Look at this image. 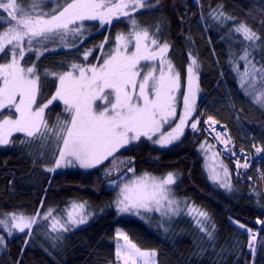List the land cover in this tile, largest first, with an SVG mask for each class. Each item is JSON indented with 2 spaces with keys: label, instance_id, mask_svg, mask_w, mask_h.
<instances>
[{
  "label": "trees",
  "instance_id": "obj_1",
  "mask_svg": "<svg viewBox=\"0 0 264 264\" xmlns=\"http://www.w3.org/2000/svg\"><path fill=\"white\" fill-rule=\"evenodd\" d=\"M21 2L27 7L30 0H18ZM147 2L152 6L131 11L128 17L112 20L111 24L101 26L98 21H85L81 33L61 44L33 43V50L26 47L20 63L24 67L35 65L38 69L42 93L38 102L46 103L55 94L58 82L53 76H45V69L62 72L70 70L72 63L85 66L101 63L105 53L117 44L115 37L133 31L131 20L135 19L140 28H147L150 33L160 27L157 35L161 42L167 41L171 45L167 58L180 73L182 93L187 88L189 52L198 58L200 97L197 111L178 142L159 147L150 140L141 139L115 154L116 166L110 173L107 169L113 168L112 157L90 170L48 172L47 168L58 156L55 138L50 136L47 141H37L22 134L12 136L15 144L0 147V213L33 215L48 209L60 212L71 201H87L94 214L86 224L63 233L55 247H52L54 242L50 235L56 233L51 232L49 220L33 226L31 237L20 232L9 236L0 227V235L6 242L0 245V264H119L114 243L118 227L141 249H156L159 264H253L248 248L250 236L236 221L258 233L254 264H264V246L260 244L264 225L256 223L264 220V179L261 178L264 157L254 160L248 169L247 177L251 181L243 180L236 174L232 160L218 149L205 131L204 123L196 130L190 127L196 119L206 121L211 116L227 128L237 149L251 151L254 144L264 147V109L253 103L239 86V72L246 67L239 57L248 42L240 43L241 36L230 31L239 22L246 21L264 38V28L258 22L264 18V0ZM64 3L65 0H42L40 9L51 12L56 8L59 11L58 5L62 7ZM218 4H223L224 10L237 19L226 23L212 19L209 13ZM0 17H4L0 20V31H3L8 27V18L2 9ZM101 44L103 48L99 47ZM35 49L43 53L39 58ZM89 49L91 54L85 60L84 53ZM253 57L257 66L264 63V47L257 48ZM10 59L8 49L0 53V63ZM64 108L60 102L49 105L45 119L50 125L56 124L58 117L69 118ZM21 140L32 143L21 144ZM204 140L210 141L226 158L232 191L208 180L199 150ZM129 159L131 165L127 163ZM130 166L135 168L136 175L178 173L179 179L172 187L174 195L209 213L211 219L207 226L211 229L215 225L213 239L209 240L200 231L195 223V213L184 211L171 220H164L156 212L141 213L143 219L135 214L120 216L114 207L115 189L107 184L128 172Z\"/></svg>",
  "mask_w": 264,
  "mask_h": 264
},
{
  "label": "snow or ice",
  "instance_id": "obj_2",
  "mask_svg": "<svg viewBox=\"0 0 264 264\" xmlns=\"http://www.w3.org/2000/svg\"><path fill=\"white\" fill-rule=\"evenodd\" d=\"M41 2L42 0H30L29 5L25 7L22 2L18 3V0H0V9L8 18V27L0 31V53L8 49L11 55L8 62L0 63V146L15 144L16 141L12 139L13 133H24L26 137L37 141H47L51 136L55 138L58 157L54 166L47 168L48 172L76 165L85 169L94 168L112 157L113 168L107 169L110 173L116 166L115 154L120 149L139 141L142 136L154 144L165 146L183 135L184 127L196 110L195 98L200 91L198 58L189 52L190 63L186 69L187 91L182 94L183 112L178 117L179 122L175 127L164 132L163 126L177 119V94L181 89L180 73L171 60L165 58L171 45L167 41H160L157 35L160 27L157 26L155 32L150 33L147 28H140L135 19L131 20L133 31L127 36L118 34L115 37L116 47L105 53L102 63L86 66L72 63L70 70L62 72L45 69L44 75L55 77L58 86L55 94L46 103H38L37 98L42 95L41 74L35 65L24 67L20 63L25 56V40L29 51H32L31 45L34 40L43 43L57 36L64 39L69 33L73 36L81 33L85 20H98L103 26L111 24L113 18L128 17L129 10L134 12L152 6L147 0H70V2L65 0L62 7L58 5L59 11L53 8L51 12H44L40 9ZM156 3L159 4L160 0H156ZM209 15L220 23L237 19L224 10L223 4H218ZM2 19L4 17H0V20ZM77 21L80 23L77 24ZM258 22L264 28V18ZM230 31L240 34L242 43L248 42L239 57V60L245 62L244 71L239 72L237 66L239 86L251 97L253 103L264 109V63L257 66L253 57V52L257 48L264 47V38L246 21L239 22ZM257 41H260V44H257ZM99 47L103 48V44ZM35 51L37 58L43 54L40 49ZM91 51V49L85 51V60ZM141 60L158 61L160 66L159 68L153 66L141 75L143 72ZM53 101L63 102L64 111L69 113V118L58 117L56 124L50 125L45 119V110ZM5 112L7 115H4ZM198 123L199 120L196 119L190 127L196 130ZM205 123L212 127L219 121L209 116ZM157 133H160L159 137L153 140ZM216 139L225 146L230 143V138H223L220 132L216 133ZM20 143L30 144L32 141L21 140ZM211 147L207 145V149L210 150ZM253 147L256 153H264V147H257L255 144ZM201 148H205V145L202 144ZM217 155L213 152L211 158L215 159ZM120 163L123 164L125 161ZM127 163L131 165L132 160L129 159ZM219 167L223 171L224 179H220L221 173L215 168L210 170V179L232 191L227 167L223 163ZM237 167L248 168L249 164L245 161L240 165L237 161ZM127 171L135 173V168L130 166ZM261 178L264 179V172L261 173ZM177 179L178 175L172 172L164 177L152 176L149 173L134 175L120 186L115 206L120 213L131 212L141 216L140 210L143 209L146 212H159L162 217L170 219L171 215L179 214L180 202L172 198L171 188ZM87 207V201L72 202L62 218L53 216V209H48L43 217L39 211L31 216L22 212L0 213V217H4L0 218V227L6 229L9 236L16 230L31 237L30 229L36 224L38 217L43 220L51 218V232L56 235H50V239L54 242L52 247H55V242L62 239L63 233L87 223L94 214L87 211ZM188 212L195 213V223L200 231L212 240L215 225L213 224L211 229L207 226L211 219L209 213L195 206L189 208ZM235 223L239 224L238 221ZM256 223L264 225V220H257ZM239 227L245 229L250 236L248 248L254 264L258 233L243 224H239ZM116 236L124 241L123 244L117 243L115 252L117 262L159 264L156 249H141L119 229ZM5 243L4 236L0 235V245ZM260 244L264 246V237L260 238Z\"/></svg>",
  "mask_w": 264,
  "mask_h": 264
},
{
  "label": "rangeland",
  "instance_id": "obj_3",
  "mask_svg": "<svg viewBox=\"0 0 264 264\" xmlns=\"http://www.w3.org/2000/svg\"><path fill=\"white\" fill-rule=\"evenodd\" d=\"M38 10H40V9H38ZM130 12H131V10H129ZM120 17H122V16H120ZM120 17H118V18H120ZM115 19H117V18H113V20H115ZM85 21H88V20H85ZM85 21H83V22H85ZM91 21H98V20H91ZM98 22H100V21H98ZM80 22L79 21H77V24H79ZM70 27H76V25H70ZM235 27V26H234ZM233 27V28H234ZM233 33H234V31H233ZM236 34H238V33H236ZM240 35V34H239ZM125 36H127V35H125ZM241 36V35H240ZM71 37H73V34H71V33H69L64 39H61L59 36H57V37H54V38H50L49 40H47V41H44L43 43L44 44H46V43H50V42H53V43H63L66 39H69V38H71ZM242 42V36H241V38H240V43ZM33 43H38V44H43V43H39L37 40H34L33 41ZM32 43V44H33ZM11 47V46H10ZM26 47H29L28 46V44H27V41L25 40V43H24V50L26 49ZM39 47V46H38ZM115 47H116V45H115ZM114 47V48H115ZM42 47L40 46V49H41ZM113 48V49H114ZM132 49L130 48L129 49V51H131ZM165 58L166 59H168L167 58V53L165 54ZM103 62V61H102ZM101 62V63H102ZM140 66L143 68V72L141 73V75H143V73L144 72H147V71H149L153 66H156L157 68H159V63H158V61H152V60H149V61H144V60H141L140 61ZM199 74V73H198ZM58 82V81H57ZM199 87H200V75H199ZM257 87L259 88L260 87V85H259V81H257ZM187 91V88H186V90H185V92ZM183 92V87H182V85H181V89H180V93H178L177 94V119H175V120H171L169 123H167V124H165L164 126H163V129H162V131H164V132H168V131H171V129L173 128V127H175V125H176V123H178L179 122V120H178V117L182 114V112H183V104H182V93ZM184 92V93H185ZM199 97H200V91L197 93V95H196V98H195V108H196V110H195V112L197 111V108H198V101H199ZM37 102H38V98H37ZM53 102H60V103H62L63 104V102L62 101H53ZM39 103V102H38ZM99 103V102H98ZM64 105V104H63ZM65 106V105H64ZM45 112H46V110H45ZM195 112L192 114V117H193V115L195 114ZM4 115H7V112H5L4 113ZM191 117V118H192ZM191 118L189 119V121L191 120ZM199 120V123L197 124V126L200 124V123H204V126H205V128L207 127V123H205V121L204 120H202L201 118L200 119H198ZM189 121L187 122V124H186V126L184 127V130H183V133H184V131L186 130V127H187V125H188V123H189ZM214 125H212V127H213ZM205 131L208 133V135L212 138V140H213V142H214V144H216L215 143V140H214V138H213V135L212 134H210L208 131H209V129L208 130H206L205 129ZM17 134H22V135H25L24 133H13V136L14 135H17ZM159 135H160V133H157L156 134V136H154L153 137V140L154 139H157L158 137H159ZM182 136V135H181ZM181 136H180V138H181ZM179 138V139H180ZM141 139H147L146 137H141ZM140 139V140H141ZM178 139V140H179ZM147 140H149V139H147ZM178 140H174L172 143H170V144H168V145H165V146H161V145H159V144H156V145H158L159 147H169V146H171V145H173V144H175L176 142H178ZM151 141V140H150ZM137 142V141H136ZM136 142H134V143H136ZM202 144H204L205 145V148H201V145ZM202 144L200 145V147H199V150H200V153H201V155H202V157H203V167H204V170H205V173H206V176H207V178H208V180L210 181V182H212V183H214V184H216L217 186H219V187H221L220 186V183L219 182H213V180L212 179H210V176H211V169L212 168H215L216 169V171L217 172H220L221 173V176H220V179L222 180V179H224V177H223V171H222V169L219 167V165L221 164V163H223V165H225L226 167H227V169H228V172H229V177H228V179L231 181V184H232V180H231V171H230V168H229V165H228V163H227V160H226V158L218 151V149H220V148H214L213 146H212V143L210 142V141H208V140H204L203 142H202ZM207 145H211L212 147H211V149L209 150V149H207ZM6 146H8V145H6ZM128 146H130V145H128ZM128 146H126V147H128ZM0 147H5V146H0ZM121 150V149H120ZM221 150V149H220ZM213 152H215V153H217L218 155L216 156V158L215 159H212L211 157H212V153ZM255 154L257 155V157H259L260 159H261V157H263L264 156V154L263 153H256V151H255ZM254 154V155H255ZM263 154V155H262ZM58 157V156H57ZM110 158V157H109ZM105 162V161H104ZM103 162V163H104ZM75 163V162H74ZM99 165H101V164H99ZM99 165H97V166H99ZM54 166V163H53V165H50L49 167H53ZM96 166V167H97ZM48 167V168H49ZM95 168V167H94ZM65 169H81V170H90V169H93V168H87V169H85V168H81V167H79L78 165H76V166H67V167H61V168H58L55 172H57V171H60V170H65ZM55 172H51V173H55ZM172 173H175V174H177L178 175V179H179V174L178 173H176V172H174V171H171ZM167 173H169V172H167ZM167 173H165V174H163V175H154V174H151V173H149V174H151L152 176H156V177H164ZM144 174V173H143ZM143 174H138V175H136L135 173H131V172H126V173H124L121 177H119V178H116L115 180H112V181H110V182H108V184H107V186L109 187V188H113V189H115V195H116V197H115V200H114V207H115V209L117 210V212H118V214L120 215V216H123V215H128V214H133V213H131V212H129V213H120L119 211H118V209H117V207L115 206V201H116V199H117V197H118V194H119V192H120V186H122V184L124 183V182H126L127 180H129V179H131V178H133V176L135 175V176H141V175H143ZM178 179L176 180V182L178 181ZM173 187V185L171 186V188ZM221 188H223V187H221ZM225 189V188H224ZM227 190V189H226ZM172 198H174L175 200H177V201H179L180 202V204H179V214L178 215H171V218L169 219L168 217H162L161 216V214L159 213V212H156V211H152V212H156V213H158L164 220H171V219H173V218H175V217H177V216H179L182 212H188V209L189 208H191V207H193L190 203H188V201L187 200H185V199H181V198H178V197H176L175 195H174V192H173V188H172ZM72 202H79V201H71L69 204H68V206L65 208V209H63L62 211H60V212H58V211H56L55 209H53V213H52V215L53 216H56L57 218H62V217H64L65 216V214H66V211L68 210V208H69V205L72 203ZM87 211H89V212H92V213H94L93 211H91L90 210V208L89 207H87V209H86ZM140 212L141 213H143V212H146L145 210H143V209H141L140 210ZM45 213V212H44ZM44 213H40L41 214V217H43V215H44ZM147 213V212H146ZM29 216H31V215H29ZM93 216V215H92ZM91 216V217H92ZM41 217H38L37 218V222H36V224H38V223H40V222H42V221H44ZM91 217L88 219V221L91 219ZM0 218H4V217H0ZM50 222H51V218H49L48 219ZM87 221V222H88ZM36 224H34L33 226H35ZM86 224V223H85ZM83 224H81V225H79V226H76V227H74V228H77V227H80V226H82ZM239 225V224H238ZM73 228V229H74ZM122 230L120 227H118L117 229H116V232H117V230ZM243 229V228H242ZM6 230V229H5ZM245 230V229H244ZM7 231V230H6ZM27 231V230H26ZM123 231V230H122ZM14 232L15 233H18V231H16V230H13V234H14ZM124 232V231H123ZM125 233V232H124ZM114 243H115V245L117 246V243H120V244H123L124 243V241L122 240V238H118L116 235H115V239H114ZM119 264H122V262H119Z\"/></svg>",
  "mask_w": 264,
  "mask_h": 264
},
{
  "label": "built area",
  "instance_id": "obj_4",
  "mask_svg": "<svg viewBox=\"0 0 264 264\" xmlns=\"http://www.w3.org/2000/svg\"><path fill=\"white\" fill-rule=\"evenodd\" d=\"M216 127L217 128L220 127L221 136L223 138H225V139L230 138V143L227 146H225L223 143H221L220 140L216 139V133L218 131H215L213 133L211 132L210 129L211 128H216ZM205 129L206 130L209 129L208 132L213 135V138L215 140L216 145H218L220 147V149L223 151V153L225 155H227L232 160L233 164L235 165L236 174L239 177H241L243 180L244 179H248V180L251 181V178L250 177H247V171L251 167L252 162L254 160H260V158L257 157V155L255 154V148L253 147V149L251 151H247V150H245L243 148L237 149L236 144L234 142V139L230 135V133L227 130V128L224 125H222L221 123H217V125L216 126L214 125L213 127H209L208 124H207V127ZM227 149H231V151H228ZM263 157H261V159ZM237 161L239 162L240 165H243L245 163V161H247V163L249 164V167L248 168L237 167Z\"/></svg>",
  "mask_w": 264,
  "mask_h": 264
},
{
  "label": "bare ground",
  "instance_id": "obj_5",
  "mask_svg": "<svg viewBox=\"0 0 264 264\" xmlns=\"http://www.w3.org/2000/svg\"><path fill=\"white\" fill-rule=\"evenodd\" d=\"M215 126L217 125V124H214ZM213 129H215V130H213ZM211 130V132L213 133V132H215V131H218V132H220L221 133V130H220V127L219 128H211L210 129Z\"/></svg>",
  "mask_w": 264,
  "mask_h": 264
}]
</instances>
